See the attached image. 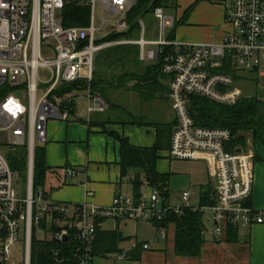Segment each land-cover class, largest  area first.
I'll use <instances>...</instances> for the list:
<instances>
[{
    "label": "built area",
    "instance_id": "1",
    "mask_svg": "<svg viewBox=\"0 0 264 264\" xmlns=\"http://www.w3.org/2000/svg\"><path fill=\"white\" fill-rule=\"evenodd\" d=\"M86 1L89 25L66 28L61 17L64 0H0V264H31L34 225L46 215L49 226L56 228L51 233L55 242L65 243V238L76 242L72 264H93L96 234L105 219L153 223L164 221L171 213L184 215L188 209L203 214L210 211L212 226L204 235L223 239L230 225H264V213L247 205L254 193V180L244 151L227 147L234 138L232 132L198 127L190 114L193 95L220 105L236 104L246 96L237 86L246 72L258 73V82L264 85V0H230L225 12L231 31L220 43L168 40L167 29L174 27L175 18L159 8L154 12L160 29L158 40H148L142 27L137 40L100 45L99 32L126 31L127 14L136 0ZM115 44L138 45L143 61H157L161 56V70L169 80V101L177 118L169 156L176 161H193L203 155L212 158L216 187L209 206L190 205L189 192H183L179 204L171 205L153 188L138 201L119 194L104 207L87 202L57 203L41 191L35 193L36 150L48 141L49 121L89 120L72 116V93L60 97L57 89L79 83L81 88L86 87L77 92L86 93L88 116L106 112L109 105L89 87L94 79L95 56ZM225 67L229 73L221 72ZM6 148L24 149L27 155L26 199L18 196L14 183L17 173L9 165ZM66 173L75 175L70 169ZM93 195L89 191L87 196ZM158 233L166 237L165 230ZM19 241L24 245L20 263L12 258ZM150 247L144 245V249ZM57 255L58 264H68Z\"/></svg>",
    "mask_w": 264,
    "mask_h": 264
},
{
    "label": "crops",
    "instance_id": "2",
    "mask_svg": "<svg viewBox=\"0 0 264 264\" xmlns=\"http://www.w3.org/2000/svg\"><path fill=\"white\" fill-rule=\"evenodd\" d=\"M182 2L183 7L179 6L176 9L179 16L182 17L190 6L195 5L192 12L194 20L200 21L201 26L206 28L196 31L194 37L188 40H181V34L176 30L174 31L175 40L189 44L220 43L231 31L222 5L223 0H182ZM173 18H175L176 24L178 19ZM207 22H212V24L207 25ZM213 24L221 25V29L218 31L215 29L216 27H213ZM144 62L153 63L156 61L145 60ZM167 81L169 84L168 79ZM161 98H167L170 117L164 118L166 120H162V123L158 124L172 126L173 131L177 125V118L169 101V94H162ZM107 111L88 116L86 110V116L82 117L77 106L76 116L82 119L89 117L87 122L74 118L70 119V122L49 121V138L46 143H42L41 147L45 144L43 147L46 150L47 166L54 170L50 197L55 202L68 205L87 202L104 207L110 205L114 197L119 194L124 195L122 188L126 185L128 186L127 192L131 195L125 196L136 201L152 189L148 182H145L140 170L133 169L123 175L119 143L108 132H118L128 138L131 145L148 148L158 140L155 124L148 123L141 127L107 124L103 127L102 122L105 120L104 114ZM170 142L171 139L168 141L169 146L159 152L160 158L156 164L158 172L162 175L168 174L170 179L166 189L168 196H163V198L166 203L177 205L181 202V194L172 200L169 186L172 174L169 165L164 161L173 160L169 156ZM233 149L244 151L249 171L254 180L251 206L256 211L264 213V134L263 142L255 141L249 134L246 136L244 146H233ZM179 161L201 162L206 166V169L201 171L202 175L191 177L189 190L184 191L192 195L190 205H200L206 191L212 190V194L214 193L216 187L215 163L209 155H203L193 161ZM69 169L74 170L75 175L68 176L66 172ZM137 174L141 175L140 180L137 179ZM135 180H139L141 183L135 185ZM210 180H214L213 184ZM195 190L198 193V202L192 201L195 195L192 192ZM89 191L93 192L92 197L87 196ZM136 195H139L138 199H136ZM204 223L206 229H210L212 226L211 214L206 222L204 217ZM163 230L166 231L165 238L159 236V229L153 223L134 222L122 218L105 219L95 238L96 252L93 264H264V225L256 224L251 228H240L238 240L235 242L205 235L206 239L201 249V255L196 257L179 256L176 253L177 228L175 223H169ZM145 244L150 245V249H144Z\"/></svg>",
    "mask_w": 264,
    "mask_h": 264
},
{
    "label": "trees",
    "instance_id": "3",
    "mask_svg": "<svg viewBox=\"0 0 264 264\" xmlns=\"http://www.w3.org/2000/svg\"><path fill=\"white\" fill-rule=\"evenodd\" d=\"M65 6L61 13L63 25L66 28L80 27L84 28L90 23V7L86 0H64ZM195 5L186 10V17ZM162 8L164 10L177 9L178 0H136L135 4L127 14L128 28L124 32H114L107 37L100 39L98 45L104 43H114L120 40H137L141 34V24L145 28L155 27L158 20L154 12ZM176 24H174L175 26ZM175 32H172L167 37L170 41H175ZM147 35V34H146ZM140 47L130 44H115L101 50L95 56L94 64V79L90 83V91L93 95L102 97L109 111L113 110L114 114L117 111H125L123 106L116 104V98L119 95L137 94L142 103L153 100H161V95H168L170 92L167 77L162 73V59L153 63H147L140 59ZM221 72L229 73L228 68L221 69ZM81 88L79 83H71L62 85L57 89V94L60 97L73 94ZM82 90H86L83 86ZM190 114L194 119L195 125L202 128H226L233 134V142L227 146L229 150L234 147L244 146L246 136L251 135L255 141L263 142L264 134V102L260 101L255 96H244L239 99L234 105L218 104L209 99L193 95L190 98ZM64 106V105H63ZM70 112L72 116L76 114L75 102L70 104ZM108 112V111H107ZM112 118V119H111ZM130 122L124 120H114V117H106L102 124L105 127L107 124L120 125H137L146 126L148 123L142 119H136L132 114ZM113 121V122H112ZM91 124V123H90ZM93 126V125H91ZM158 134L157 142L148 148H140L131 145L129 139L120 133L108 132L119 143L120 150V165L123 175L128 174L133 169L140 170L142 177L148 182L153 189H158L163 196H168L167 186L169 184V175L160 174L157 170V161L160 158L159 152L169 146L168 141L172 139V126L165 124H155ZM171 145V142H170ZM170 148V147H169ZM7 150V149H6ZM5 150V151H6ZM8 151V152H7ZM6 156L9 165L14 170L27 169V155L24 149H9ZM34 191L40 192L43 189L45 196H50V189L46 190L47 181L52 179L54 170L47 166L45 147H39L36 150L34 163ZM137 179L141 176L137 174ZM140 180V179H139ZM135 180L134 184L138 185L141 182ZM138 190V189H137ZM212 190L206 191L202 197L200 206H209L213 201L211 199ZM137 196V195H136ZM139 198V195L136 199ZM251 206V200L247 203ZM53 217H56L53 215ZM205 214L190 209L185 211L184 215L177 216L173 213L169 214L164 221H155L153 224L157 228L165 229L169 223L176 224V253L179 256L196 257L201 255V249L205 242L204 231L206 225L204 223ZM44 223H49V215L44 216ZM42 221V220H41ZM50 232L56 230L55 227L49 226ZM99 230V229H98ZM240 228L228 226L225 239L229 242L238 240ZM98 233V231H97ZM97 235V234H96ZM77 250V244L70 239L65 243L55 242L50 240L39 241L33 235L31 264H58L56 254L59 259H65L68 264L74 262V255ZM96 252V241L94 243V254Z\"/></svg>",
    "mask_w": 264,
    "mask_h": 264
},
{
    "label": "rangeland",
    "instance_id": "4",
    "mask_svg": "<svg viewBox=\"0 0 264 264\" xmlns=\"http://www.w3.org/2000/svg\"><path fill=\"white\" fill-rule=\"evenodd\" d=\"M182 0H178V8L183 7L182 6ZM224 11L227 4L230 3V0H223L222 2ZM177 8V9H178ZM195 6L193 7V9ZM193 9L189 12V16L186 17V11L183 13L182 17L179 16V13L176 12V9H170V10H164V12L171 16L176 17L177 23L174 26L173 29H167V37L169 34H171L174 31H179V34H181L180 38L181 40H188L190 38H193L195 35V32L198 30H204L206 28L205 26H201L200 21H195L194 16L192 15ZM180 18V19H179ZM182 18V19H181ZM207 25H211L212 22H207ZM200 25V26H199ZM206 25V24H205ZM142 27L145 28V25L141 24ZM213 27L217 29L218 31L221 29V25L213 24ZM146 29V28H145ZM159 32L160 29L158 28V25L155 27H148L146 29V38L148 40H158L159 39ZM109 30L105 29L104 31H101L98 33L97 38L103 39L106 37L107 34H109ZM142 35V30L140 37ZM197 35V34H196ZM237 86L241 87L245 91L246 96H255L260 101L264 102V85H260L258 82V73L255 72H246L244 74V80L237 84ZM74 102L78 106L79 114H81L82 117L86 116V108H87V97L86 93H80V92H74L73 94ZM116 104L120 106H123L122 108H125V111H117V113L114 114L113 110L108 111L104 116L108 117H114V120L120 119L127 122H130L131 118L130 116L134 114L136 116V119H142L145 123H151V124H158L162 123V120H166L164 118L170 117V111H169V105L167 104V98L161 99V100H153L150 102L142 103L139 96L137 94H131V95H119L116 98ZM112 119V118H111ZM113 122V121H112ZM114 125V124H113ZM45 146V144L43 145ZM9 150L8 148H6ZM6 150V151H7ZM5 151V152H6ZM8 152V151H7ZM166 164L169 165L170 172L172 174L171 176V182H170V194L172 200H175L179 194L182 195V192L189 190V183L190 179L193 176L198 177L199 175H202V170L206 169V166L204 163L201 162H183V161H176V160H164ZM17 173V177L14 179L15 186L18 191V196L21 199H26L27 197V189H28V183H27V169H20V170H14ZM60 172H62L60 170ZM213 184L214 180H210ZM47 185L45 187L46 190L50 189L53 182L52 179H49L47 181ZM209 184V181L207 183V186ZM214 187V185H213ZM215 189V188H214ZM128 186H124L122 188V193L124 195H131V193L127 192ZM40 191L42 192L43 189L40 188ZM194 197L193 202H198V193L197 191H193ZM196 200V201H195ZM210 215V211L205 213V222L208 219ZM35 238L39 241H45L50 240L52 237L51 230L49 227V224L44 223V219L42 218L41 222H36L35 225ZM24 254V245L21 241L16 242L12 258L13 260L18 263L22 262L24 260L23 258Z\"/></svg>",
    "mask_w": 264,
    "mask_h": 264
},
{
    "label": "water",
    "instance_id": "5",
    "mask_svg": "<svg viewBox=\"0 0 264 264\" xmlns=\"http://www.w3.org/2000/svg\"><path fill=\"white\" fill-rule=\"evenodd\" d=\"M68 240V238H65V241H67Z\"/></svg>",
    "mask_w": 264,
    "mask_h": 264
}]
</instances>
